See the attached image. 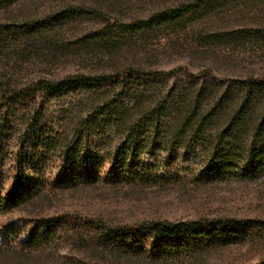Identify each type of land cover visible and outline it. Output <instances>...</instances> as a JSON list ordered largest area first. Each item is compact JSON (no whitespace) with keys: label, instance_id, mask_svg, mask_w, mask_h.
I'll return each instance as SVG.
<instances>
[{"label":"rangeland","instance_id":"1","mask_svg":"<svg viewBox=\"0 0 264 264\" xmlns=\"http://www.w3.org/2000/svg\"><path fill=\"white\" fill-rule=\"evenodd\" d=\"M262 86L264 0H0V193L19 166L36 183L0 215V264H264ZM67 149L77 175L91 159V182L55 184ZM87 221H206L217 235L155 252L148 237H107Z\"/></svg>","mask_w":264,"mask_h":264},{"label":"trees","instance_id":"2","mask_svg":"<svg viewBox=\"0 0 264 264\" xmlns=\"http://www.w3.org/2000/svg\"><path fill=\"white\" fill-rule=\"evenodd\" d=\"M80 80V79H76ZM85 80V79H84ZM75 82L72 78H67L64 81L51 84V83H38L37 85L30 88L22 89L16 93H12L10 96V100L13 103L25 101L32 96H34L38 91L41 90H61L66 88ZM84 82H90V80H86ZM246 85L250 88L254 85L252 81H247ZM264 87V86H262ZM144 120H148L147 117H144ZM144 127V121L139 122L136 128H133L127 139L128 145L134 147V144L137 138L141 135V129ZM130 148V147H129ZM126 151V148H122L117 150L115 157L113 159L112 169L107 172L106 180H112L116 174L117 165L121 162L123 157V153ZM74 153L71 149H67L65 153L61 157L60 168L56 174V178L54 179L55 184L59 186H68L73 183L76 177H79V180H86V182H91L93 178H95V173L90 170L91 159L87 157L79 158V175L75 173L76 171V160ZM114 166V167H113ZM35 184V185H34ZM36 191V183L34 180L30 178L24 172L23 166H19L13 172V176L11 178V185L8 190L0 193V215H4L5 213L17 208L24 202H26ZM55 223V220H47V221H38L34 225V229L31 233H23V239H21V243L26 245L27 247L37 246L39 242V237L36 233L39 230L49 232ZM234 222L224 221L214 223L218 228H222L223 232L232 227ZM86 225L94 230H100L105 232V236L107 237H118L121 234L130 235L132 238H142L148 237L147 243H149L150 249L153 251H159L160 247L163 248H174L180 246V242L186 240H192L195 242L196 240L202 238L204 240H212L217 234L214 231L213 227L209 225V222H190V223H150L139 225L134 228H123L118 229L117 231H109L101 226V224L96 222H86ZM18 227L12 226L9 227L10 234H17L15 231ZM6 234V229H3ZM9 236L8 234H6ZM2 236V235H1ZM106 237V238H107ZM133 244H135L133 242Z\"/></svg>","mask_w":264,"mask_h":264}]
</instances>
